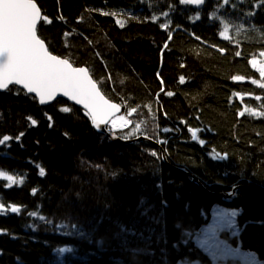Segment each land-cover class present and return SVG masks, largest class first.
Listing matches in <instances>:
<instances>
[{"label": "trees", "instance_id": "trees-1", "mask_svg": "<svg viewBox=\"0 0 264 264\" xmlns=\"http://www.w3.org/2000/svg\"><path fill=\"white\" fill-rule=\"evenodd\" d=\"M35 1L49 50L130 117L117 134L159 144L111 141L62 98L0 92V172L17 180L0 177V264H246L195 242L216 204L240 209L222 235L264 264V115L245 111L264 113V0Z\"/></svg>", "mask_w": 264, "mask_h": 264}, {"label": "snow or ice", "instance_id": "snow-or-ice-1", "mask_svg": "<svg viewBox=\"0 0 264 264\" xmlns=\"http://www.w3.org/2000/svg\"><path fill=\"white\" fill-rule=\"evenodd\" d=\"M180 3L201 5L204 0H180ZM224 3L227 4L228 0H224ZM196 19H199L198 15ZM41 20L51 23L47 17L41 16L40 9L33 0H0V90L8 89L10 84L22 85L28 93L37 94L41 104L62 92L64 96H70L72 100L90 108L94 122H107L109 110H115L117 105H109L103 100L86 69L74 68L68 60L49 53L44 42L37 36V24ZM167 26L162 25L165 28ZM227 34L228 25L225 24L221 35L227 38ZM252 65L258 66L260 76L264 78V63L252 60ZM179 79L180 83H184L183 76ZM233 79L242 80L243 77ZM252 83L258 82L254 80ZM260 87L264 88V84H260ZM168 95L173 93L168 92ZM62 111L68 112L69 109L63 108ZM245 111H252L253 115H264L247 108ZM31 123L35 125L37 122L31 120ZM9 139V136L3 137V141ZM39 174H45L43 168ZM0 177L12 184L17 183L16 177L4 172H0ZM11 211L15 213L19 209L12 207Z\"/></svg>", "mask_w": 264, "mask_h": 264}, {"label": "rangeland", "instance_id": "rangeland-1", "mask_svg": "<svg viewBox=\"0 0 264 264\" xmlns=\"http://www.w3.org/2000/svg\"><path fill=\"white\" fill-rule=\"evenodd\" d=\"M229 1L230 0H228V2ZM41 12L42 17H45L43 15L42 9ZM42 21L43 20H41L40 23ZM252 60L264 63L260 56H256ZM256 68L258 69V66ZM116 118H120L122 120V123L120 124L124 128H115V124H113L112 121L107 126L109 130L123 131L132 127L133 122L126 113H123V111ZM239 212L240 209L238 208H232L222 204H216L212 209V215L209 223L195 235V242L201 248H203L216 263H219V260H225L229 257H232L240 259L246 264H261V261L258 259V255L255 251L248 250L239 246H232L229 241L222 235V230L224 229H229L232 233H237L238 229L236 219ZM179 264H196V262L182 261Z\"/></svg>", "mask_w": 264, "mask_h": 264}, {"label": "water", "instance_id": "water-1", "mask_svg": "<svg viewBox=\"0 0 264 264\" xmlns=\"http://www.w3.org/2000/svg\"><path fill=\"white\" fill-rule=\"evenodd\" d=\"M34 3L37 4V2L35 0H33ZM37 7L40 9V12H41V8L39 7V5L37 4ZM41 16H42V12H41ZM40 21L38 22L37 24V27L39 25ZM37 31V30H36ZM37 36L39 39H41L44 44H45V47L47 48V50L49 51L50 54L52 55H55L57 56L58 58L60 59H65V60H68V62L72 65V67L74 68H84L87 70V73L89 75V77L96 83V86H97V90L99 91L100 95L103 97V100L106 101L109 105H117V108L115 110H109L108 112V115L106 116V121L107 122H100L99 120L95 121L93 120V117L92 115L90 114V111L91 109L90 108H86L83 104L81 103H78L77 101L75 100H72L70 96H64L62 92L60 93H57L55 97H53L51 100H47L44 104H41L39 102V96L35 93H28L26 89L23 88L22 85H15V84H10L8 89L15 85V86H18L22 89H24L28 94H32L34 95L37 99H38V102L41 106H47V105H50L52 104L53 102H55L58 98H62L66 101H69L70 103H73L74 105H77L78 107L82 108L86 115L90 118V120L92 121V124L93 126L95 127V129L101 133H105L109 136L110 140L111 141H115V142H120V143H123V144H127V143H132V142H136V141H145V142H150V143H153V144H159L158 142H156L154 139H152L151 137L147 136V135H139L137 137H129V138H124L122 136H120L119 134H117L116 131H112V130H109L107 128L108 124H110V122H112L116 117H118L122 111H123V106L118 103V102H115V101H112L110 100L103 92L102 90L99 88V85L98 83L94 80L93 76L91 75L89 69L87 66L83 65V66H76L74 65L69 59L65 58V57H62V56H59L53 52H51L47 46V43L38 35V32H37ZM8 89H3V90H0V92H4ZM194 180L196 181L197 178L194 177ZM198 181V180H197ZM200 186H202L200 183H199ZM238 188H235V190H237ZM234 190V192H235ZM234 192H231V193H223V196L225 199H229L231 197H234Z\"/></svg>", "mask_w": 264, "mask_h": 264}, {"label": "bare ground", "instance_id": "bare-ground-1", "mask_svg": "<svg viewBox=\"0 0 264 264\" xmlns=\"http://www.w3.org/2000/svg\"><path fill=\"white\" fill-rule=\"evenodd\" d=\"M95 80V79H94ZM96 81V80H95ZM97 83H98V81H96ZM98 85H99V88L101 89V87H100V84L98 83ZM102 90V89H101ZM103 92V91H102ZM104 93V92H103ZM105 94V93H104ZM30 95H32V94H30ZM34 96V95H33ZM35 97V96H34ZM58 99H60V98H58ZM57 99V100H58ZM56 100V101H57ZM39 103V102H38ZM40 105V104H39ZM41 106V105H40ZM113 124H115V128H118V127H120V128H124L120 123H122V120L120 119V118H115L114 120H113V122H112Z\"/></svg>", "mask_w": 264, "mask_h": 264}]
</instances>
